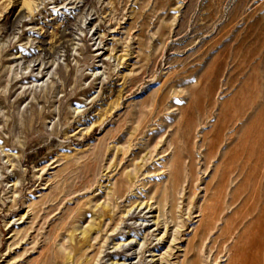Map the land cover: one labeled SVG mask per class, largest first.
Returning a JSON list of instances; mask_svg holds the SVG:
<instances>
[{"label":"rangeland","instance_id":"rangeland-1","mask_svg":"<svg viewBox=\"0 0 264 264\" xmlns=\"http://www.w3.org/2000/svg\"><path fill=\"white\" fill-rule=\"evenodd\" d=\"M263 237L264 0H0V264H231Z\"/></svg>","mask_w":264,"mask_h":264},{"label":"bare ground","instance_id":"bare-ground-1","mask_svg":"<svg viewBox=\"0 0 264 264\" xmlns=\"http://www.w3.org/2000/svg\"><path fill=\"white\" fill-rule=\"evenodd\" d=\"M27 3V2H26ZM20 17V14H16L9 22V24H7V29L10 31L13 26H14V23L16 22V20ZM10 18V17H9ZM7 30V31H8ZM64 42L65 40L61 43L62 46H64ZM109 51V50H108ZM230 136V135H229ZM251 149V148H250ZM250 162V161H249ZM251 163V162H250ZM128 175V174H127ZM262 175V174H261ZM262 178V176H261ZM252 186V185H251ZM250 189V188H249ZM256 191V190H255ZM254 195V194H253ZM259 195V194H258ZM257 196V195H256ZM259 197V196H258ZM262 197V196H261ZM253 209V208H252ZM259 210V209H258ZM247 213V212H246ZM262 210L260 211V214H259V218H261L262 216ZM245 215V214H244ZM247 215V214H246ZM255 217V216H254ZM248 223V222H247ZM256 223V221H255ZM258 224V223H257ZM247 226V225H246ZM256 226V225H255ZM259 226V225H258ZM95 228V227H94ZM257 229V226L255 227ZM255 229V230H256ZM84 230V229H83ZM259 232H260V229H258ZM251 231V230H250ZM82 232V231H81ZM86 232V231H84ZM96 232V231H95ZM254 232V231H253ZM88 234V233H87ZM264 238V237H263ZM130 241H127L125 242L124 244H128ZM122 244V245H124ZM121 245V244H120ZM255 248H256V251H257V254L254 256V257H250V255L248 256V249L246 248V246L242 243L240 248H239V258L237 259V262L234 263L235 261V258H231V264H264V257H262V254L259 253V248H260V245L259 244H256L255 245ZM254 251V250H253ZM264 252V250H262ZM252 255V254H251ZM264 256V255H263ZM88 258H86L87 260ZM249 260V261H248ZM123 264V263H121Z\"/></svg>","mask_w":264,"mask_h":264}]
</instances>
